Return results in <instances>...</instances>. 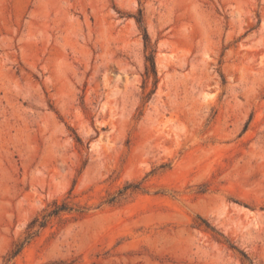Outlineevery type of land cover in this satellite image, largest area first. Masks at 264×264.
Returning a JSON list of instances; mask_svg holds the SVG:
<instances>
[{
	"label": "rangeland",
	"instance_id": "374dc122",
	"mask_svg": "<svg viewBox=\"0 0 264 264\" xmlns=\"http://www.w3.org/2000/svg\"><path fill=\"white\" fill-rule=\"evenodd\" d=\"M0 264H264V0H0Z\"/></svg>",
	"mask_w": 264,
	"mask_h": 264
},
{
	"label": "trees",
	"instance_id": "16d2710c",
	"mask_svg": "<svg viewBox=\"0 0 264 264\" xmlns=\"http://www.w3.org/2000/svg\"><path fill=\"white\" fill-rule=\"evenodd\" d=\"M137 23L139 25H142L143 24V19H142V15L140 14V16L137 18ZM144 31V39H145V43L146 45L148 46V43H149V36H148V33H147V30L144 28L143 29ZM154 53V52H153ZM151 53V55L147 58V62L149 63V65L147 66L146 68V73H145V77H146V80L148 79H151V78H154L156 79L157 78V72H156V66H155V57H154V54ZM36 225V222L33 223V226L31 227L32 229L35 227ZM45 225L44 222L40 223V226L43 227ZM33 235L30 234L29 238H31ZM20 250L21 249H18L14 255H17L20 253Z\"/></svg>",
	"mask_w": 264,
	"mask_h": 264
}]
</instances>
